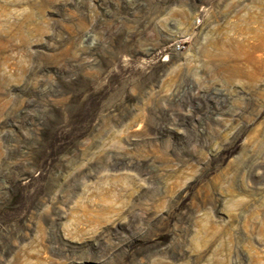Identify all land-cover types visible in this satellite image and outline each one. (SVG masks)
I'll use <instances>...</instances> for the list:
<instances>
[{
    "label": "rangeland",
    "instance_id": "obj_1",
    "mask_svg": "<svg viewBox=\"0 0 264 264\" xmlns=\"http://www.w3.org/2000/svg\"><path fill=\"white\" fill-rule=\"evenodd\" d=\"M0 264H264V0H0Z\"/></svg>",
    "mask_w": 264,
    "mask_h": 264
},
{
    "label": "bare ground",
    "instance_id": "obj_2",
    "mask_svg": "<svg viewBox=\"0 0 264 264\" xmlns=\"http://www.w3.org/2000/svg\"><path fill=\"white\" fill-rule=\"evenodd\" d=\"M244 44V43H243ZM247 48H249L248 46H247ZM238 49V48H237ZM245 50H247L246 48H245ZM246 52V51H245Z\"/></svg>",
    "mask_w": 264,
    "mask_h": 264
}]
</instances>
